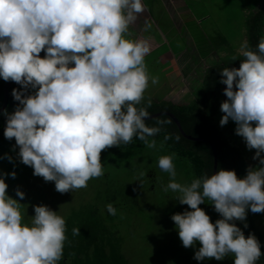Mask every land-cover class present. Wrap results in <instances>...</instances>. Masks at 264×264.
I'll return each mask as SVG.
<instances>
[{
  "label": "clouds",
  "instance_id": "1",
  "mask_svg": "<svg viewBox=\"0 0 264 264\" xmlns=\"http://www.w3.org/2000/svg\"><path fill=\"white\" fill-rule=\"evenodd\" d=\"M144 11L143 0H0V79L20 86L11 92L18 102L14 111H3V135L14 138L20 162L34 176L54 182L58 193L86 188L103 176L101 153L108 148L130 144L134 137L156 148L149 138L161 128L147 126L149 113L137 106L149 81L158 84L159 77L149 75L145 62L148 40L129 38V26ZM151 27L146 21L144 30ZM239 53L238 68L220 71L226 99L219 124L235 122V134L255 150L252 159L258 164L249 165L242 178L220 169L180 183L175 153L158 158V167L169 175L163 190L178 193L179 204L191 209L171 220L184 248L199 242L197 261L232 254L233 264H256L264 255L256 236L245 237L235 223L246 221L249 210L264 213V37L256 50L242 42ZM9 175L14 179L16 173L0 172V264H59L65 219L41 204L33 206L31 223H25L19 202L25 193L16 189L19 200L7 194ZM205 200L221 217L215 223L199 207ZM106 208L116 214L112 204ZM72 234L79 235V229Z\"/></svg>",
  "mask_w": 264,
  "mask_h": 264
},
{
  "label": "rangeland",
  "instance_id": "2",
  "mask_svg": "<svg viewBox=\"0 0 264 264\" xmlns=\"http://www.w3.org/2000/svg\"><path fill=\"white\" fill-rule=\"evenodd\" d=\"M246 1L193 0L191 6L194 9L193 15H199L201 18L200 13L205 12L207 14L206 18L201 20L200 27L207 28L210 34H212L211 30L219 32L228 41V46H225L226 50L227 47L234 50L240 48L241 43L244 41L245 17L247 14ZM251 1L254 2L255 0ZM247 3L250 2L247 1ZM153 13L158 14L159 17L154 16L158 21L157 25L152 23L151 29L144 32V35L151 37L148 42L154 46L150 54L145 57V62L149 75L159 77V83L153 85L149 81L144 100H166L174 104H186L192 99L190 96L191 90L182 92L179 87L176 93L175 90L173 92V89H175L176 79L180 78V74L177 78L176 69L182 68V64L185 65L184 61L192 60L193 47H188L183 60L181 59L182 62L178 61L177 54L180 50L185 49L183 44L186 38L183 35V30L179 31L178 36L172 38L169 35L177 31L171 30L170 24L172 23L169 21L168 16L160 15L155 8ZM143 16L144 12L139 14L136 21L129 26V32L131 35L134 33V37H137L136 34L141 28V24H143ZM185 19H187V16ZM189 23L190 25L186 26H189L190 31L195 33L197 26L194 22L190 21ZM166 25L171 31H168V38L165 40L164 27ZM195 58L197 57L195 56ZM201 67V64L196 65L198 69ZM202 68L201 71L204 70ZM196 72L197 70L192 72L193 74L189 76V79L187 78V84H183L181 77L184 87L187 88L188 86L189 89H194L203 73L199 71L198 74ZM225 87L224 85L221 91V102L226 99L223 94ZM185 94L189 96L188 99H185ZM217 113L214 117V123L231 143L240 147L247 166H256L258 161L252 159L255 150H248L243 138L235 142L232 139L234 134L230 128L227 125L220 126L219 124L223 113L220 110ZM151 170H155L158 180L165 182V178L160 174L158 163L149 162L148 160L132 166L128 172L126 169L117 172L115 183L119 181L120 176V179L126 178L131 181V184L137 185L138 188L131 192L136 194V199H134L137 200L138 208L133 207L129 212L118 210L117 206V203L122 199L120 193L124 189L121 186L122 180L117 182L118 185L115 188V190L118 189L117 191H109L106 184L109 180L112 181L109 175L106 177L108 181L101 176L100 178L91 179L86 188L74 189L64 194L55 191L54 182H45L42 177L34 176L33 169L16 173L14 179L10 175L6 176L5 182L8 184L7 194L10 197L19 200L15 195L17 188L25 193L24 200L19 201L23 204L21 212L25 223H31L34 215L33 206L41 204L47 205L65 219L67 240L64 244L63 258L59 264H233L230 255L221 261L215 259L195 260L194 254L200 247L199 242L187 249L182 246L171 216L191 209L187 205L179 204L175 199L178 193L165 192L163 189L154 193L147 191L148 184H146L145 176ZM0 172L9 173L8 167L0 164ZM141 172L145 173L143 177L140 176ZM176 180L180 183H188L179 174H177ZM108 195L110 198L112 196L115 198L112 199L115 201L109 203L116 209L115 215L117 217L114 216L113 222L110 223V226L116 231L114 233L109 230L108 226H104L102 229L104 217L110 215L106 208ZM129 200H132V197ZM201 206L202 204L199 205V207ZM111 216L113 217V215ZM255 226L264 241V213L257 216ZM73 228H78L80 234L73 236Z\"/></svg>",
  "mask_w": 264,
  "mask_h": 264
},
{
  "label": "trees",
  "instance_id": "3",
  "mask_svg": "<svg viewBox=\"0 0 264 264\" xmlns=\"http://www.w3.org/2000/svg\"><path fill=\"white\" fill-rule=\"evenodd\" d=\"M143 1L148 8L149 14L152 15L150 9L154 10L155 8L156 10L155 4L157 0ZM247 1L250 3H247ZM247 1L245 5L247 10L244 26L245 41L248 42L252 50H256L258 42L262 37H264V0H255L254 2L251 0ZM151 17L153 18V16ZM154 23V25H157V19H155ZM164 28V35H166V27ZM225 46H228V41L219 32H215L214 35H206L202 32V34L199 33V37L196 38V47L199 52V56L201 57L206 58L208 54L207 52H210L212 48L215 50L219 48L222 51L226 50ZM227 48L226 56L220 59L217 63L209 65L205 69L201 84L196 91L194 99L190 102L186 104H174L166 100H151V105L149 106L148 100H143L141 104L137 106L145 107L149 115H154L160 112L171 113L178 120L183 132L186 135L199 140H189L183 137L174 121L168 116L161 115L145 120L147 126L161 128V131L156 136L149 138L156 140V148H148L143 141L134 137L130 144L121 143L119 146L108 148L101 153V162L104 168V180H107L106 177L108 175L112 179V181L107 180L108 183L106 184L109 187L108 190H115L118 185L117 182L122 180L121 186L124 189L120 193V198H122L121 201H119V203L116 202L118 210L120 209L121 211L129 212V210L133 207H135V209L138 208L137 200H135L136 194L131 193L138 189L137 185L135 186L134 184H131V181H128L126 178L120 179V176L119 181L116 180L117 182L115 183V179L117 178L116 174L119 170L126 169L128 172L132 166L141 164L146 160L158 163V158L160 156L175 153L174 164L176 166L177 174L184 177L186 181L190 183L193 178H199L205 174H212L213 153L211 146L207 143V141H209L216 150V172L220 169H224L234 170L237 176L241 178L246 175V169L248 166L244 160L240 147L231 143L214 123V117L219 111L222 96L221 90L223 84L220 83V71L225 67L238 68L240 65V59H243L240 54L235 53L233 48ZM40 55L43 57L44 53L41 52ZM233 56L237 57L235 61H232ZM6 83L7 82L0 79V108L3 103V88ZM13 88L19 89L20 86L12 83L8 88V103L5 108L8 113H12L18 105V102L15 101L11 95ZM161 120L168 122L161 125L158 123V121ZM5 126L6 117L2 112L0 113V157L3 158L0 159V164L7 166L9 173L13 171H15V173H19L31 170V167L25 166L20 162L18 156L19 149L18 147H14V138L12 140L4 138L3 131ZM227 126L234 134L232 139L235 142L242 139V137L235 134V122L229 120ZM165 136H169L170 138L165 140ZM177 136L180 137L179 140L176 139ZM7 156L12 157L11 162H9L6 158ZM105 169L107 170L105 171ZM160 174L163 178H165V182L157 179L155 170L148 172L145 176L146 184H148L147 191L154 193L164 189L169 182V175L161 170ZM108 197L109 195L106 198L107 204L115 201L112 200L115 199L114 196L111 198ZM130 197H132V200H129ZM211 203V201L205 200V203L202 204L201 208L210 216L211 222L215 223V221L221 217L214 210ZM259 214H254L249 210L247 212L246 221H235V223L237 227L241 228L245 237H247L249 233L256 236L261 245V252L264 253V241L255 226V220ZM114 216L117 217V215H113V217L111 215H107V217H104V225L102 226V229L104 226H108L112 233L116 232L114 231V228L110 226V223L113 222ZM245 223L247 224V227L244 226ZM229 255L233 261V255ZM256 264H264V255L260 257Z\"/></svg>",
  "mask_w": 264,
  "mask_h": 264
},
{
  "label": "crops",
  "instance_id": "4",
  "mask_svg": "<svg viewBox=\"0 0 264 264\" xmlns=\"http://www.w3.org/2000/svg\"><path fill=\"white\" fill-rule=\"evenodd\" d=\"M143 4L145 5L144 16L142 17L143 18V24H141V28L139 29V31L136 34L137 37H134L135 34L133 33L131 35V37H129L131 39H146V40L150 39L151 37L149 38V35H144L145 22L146 21H151L152 23H154V21H155V17L154 16L159 17L158 14L153 13V11H154L153 9L152 10L150 9L151 14H152V15H150L149 11H148V8L146 7V4L144 3V1H143ZM192 4H193V0H187V1H185V0H157L156 4H155L156 5V11L160 15H163L165 17L168 16L169 21L173 24V25L170 24L171 30L177 31V32H172V34H170L169 36H171L173 38L174 36H178L179 35L178 33H179L180 30H183V32H184L183 35L186 38V40L184 41L183 47L185 49L179 51L180 55L177 54V56L179 57L178 61H181V59L183 60V56L188 51V47H190V46L193 47V51H194L193 55L194 56L192 55V58H191L192 60L184 61L185 65L182 64V68L176 69L177 70L176 71L177 78H178L179 74H180V78L176 79V81H175L176 83L174 82L175 83V85H174L175 89H173V92L175 90L176 93L178 92L177 90L179 89V87L181 88L180 90L182 92L184 90L185 91L188 90L187 92H189V90H191L190 91V96L192 97L191 100L194 99L196 91H197L198 87L201 84L202 76H203V73H204L205 69L209 65H211L213 63H217L220 59H222L224 56L227 55L226 54V50L222 51L220 48L217 49V50L212 48V50L210 52H207L208 54H207L206 58L199 56V52H198L197 47H196V38L199 37V33L202 34V32H203L204 34L208 35V34H210V31L208 32L207 28L204 29V28L200 27V23L202 22L201 20L203 18L205 19L207 14H205V12L204 13H200L201 18L199 17V15H196V14L193 15L194 14V9L191 6ZM151 16H153V18ZM186 16H187V19H185ZM188 20H189V22L190 21L194 22L195 25L197 26L195 33H192L190 31V29H189V26L188 27L186 26V25H190ZM178 22H179V24H178ZM165 27H166V32H165L166 35H164V39L166 40L168 38V31H171V30H170V28L167 25ZM168 28H169V30H168ZM200 31H202V32H200ZM211 31H212V34H210V35H214L215 34L214 30H211ZM180 37H181V35H180ZM244 41H245V36H244ZM150 45H151V43H150ZM151 46H152L151 47V50H152V48L154 46L153 45H151ZM170 48H171V45H170ZM234 51H235L236 54H240L239 53V48L238 49H234ZM195 56L197 58H195ZM198 61H199V63H197ZM200 64L202 65V67L205 65V67H203V68L201 67L202 69H204L203 71L200 70L201 68H199V69L196 68V65H200ZM196 70H197L196 73H198L199 71H200V73L201 72H203V73H202V76L200 77V79H198V82L196 83V86L194 87V89L193 90H192V88L189 89L188 86H187V88L184 87L182 85V82H181V77L183 79V84H187V80L190 78L189 76H191V74H193L192 72H194ZM223 86H222V88H223ZM186 98L188 99L189 96H186V94H185V99ZM219 110H220V108H219Z\"/></svg>",
  "mask_w": 264,
  "mask_h": 264
},
{
  "label": "water",
  "instance_id": "5",
  "mask_svg": "<svg viewBox=\"0 0 264 264\" xmlns=\"http://www.w3.org/2000/svg\"><path fill=\"white\" fill-rule=\"evenodd\" d=\"M12 83H14V82L8 81L4 85V88H3V103H2V106L0 108V113H2L5 110L6 106H7V103H8V88H9V86ZM161 115H165V116L170 117L174 121L176 127L178 128L180 134L183 137H185V138H187L189 140H195V141L196 140H199L197 138H193L191 136L186 135L183 132V130H182V128H181L180 123L178 122V120L171 113H169V112H160V113H157V114H154V115H149V118H146V120L147 119H152V118H155V117H158V116H161ZM207 143L211 146V149H212V153H213V170H212V174H215L216 173V168H217V154H216V150H215L214 146L209 141H207Z\"/></svg>",
  "mask_w": 264,
  "mask_h": 264
}]
</instances>
